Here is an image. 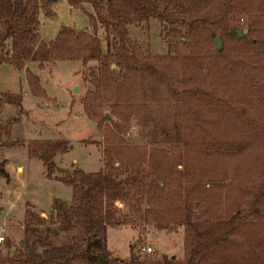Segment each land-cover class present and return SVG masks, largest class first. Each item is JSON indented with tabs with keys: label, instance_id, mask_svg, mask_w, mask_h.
Instances as JSON below:
<instances>
[{
	"label": "rangeland",
	"instance_id": "rangeland-1",
	"mask_svg": "<svg viewBox=\"0 0 264 264\" xmlns=\"http://www.w3.org/2000/svg\"><path fill=\"white\" fill-rule=\"evenodd\" d=\"M241 6L244 11L238 12ZM194 16L202 18L207 26L217 27L220 46L230 52L229 59H236V53L243 46L236 41L235 29L244 31L247 37L251 29L264 45V0H220L215 4L198 1L192 10ZM89 14L94 15L90 5L73 8L66 0L39 9L37 34L40 40L51 43L57 32L64 27L75 31L95 33L101 39L102 49L108 52V38L98 24L93 29ZM127 37L138 55L153 63L154 59L172 52L171 45L164 39L156 19L148 23H135L126 28ZM216 37V36H215ZM215 37H209L207 45L216 47ZM199 43V40H197ZM114 50L111 54L115 55ZM39 79L46 97L31 94L26 73L11 65L0 66V92L30 95L25 99L23 111L0 101V125L7 126L8 138L0 139V162L10 170L8 177H0V243L2 258L10 260L28 242L37 251L47 246L77 245L84 250L91 241V231L83 225L69 229L59 226L50 219L52 199L69 201L71 187L54 179L46 178L42 161L29 158L26 145L33 139L68 140L70 148L65 154L55 157L60 169L84 172L107 171L104 166V136L89 113L103 114L106 124L113 133L131 145H143L147 151L161 149L167 153L185 151L195 140L201 148L211 152H243L246 146H253L259 138V128L264 127V105L256 96L223 71L222 84L212 82L222 91L221 97L245 109L252 118L251 135L246 138L231 137L230 133L240 131V126L231 114L227 119L209 121L190 112L189 98L183 96L190 86L191 78L171 72L170 78L162 80L149 70L141 68L136 78L128 85L130 100L120 103L121 112L107 100L106 83L99 74L97 62L83 64L80 60L48 61L25 64ZM116 70L115 64H112ZM260 85L264 75L256 74ZM78 87L74 92L73 88ZM18 165L17 169L15 168ZM23 165V166H22ZM117 179L127 176L124 168L114 163ZM181 168V165L178 166ZM236 175L231 179L211 180L191 178L182 175L181 184L190 193L195 214L202 222L227 220L238 217L234 232L213 243L206 250L201 264H264V166L246 169L235 166ZM7 171V170H6ZM57 174V172H55ZM149 192L146 185L130 186L129 195L116 202V216L124 223L106 226L96 235L105 242L106 249L116 260L127 261L133 252L141 261L173 259L183 264L187 255L184 250V228L176 220L178 209L171 204L169 196H158ZM157 195V196H156ZM158 198V199H157ZM149 199V201H148ZM29 217L37 218L26 227ZM7 244H10L7 246ZM153 248L147 254L142 247ZM73 264H89L75 261Z\"/></svg>",
	"mask_w": 264,
	"mask_h": 264
},
{
	"label": "trees",
	"instance_id": "trees-1",
	"mask_svg": "<svg viewBox=\"0 0 264 264\" xmlns=\"http://www.w3.org/2000/svg\"><path fill=\"white\" fill-rule=\"evenodd\" d=\"M59 1L63 0H0V66L7 64L24 70L31 94L46 97L38 77L26 68L27 62L39 65L65 60H80L83 64L97 62L100 77L107 86L105 96L119 112L120 103L130 100L128 85L141 68L148 69L149 74L160 80L165 76L170 78L171 72H174L192 79L183 96L191 100L189 109L196 117L213 122L227 119L228 113L241 127L240 131L230 133L234 140L251 135L253 121L249 113L221 97V89L214 87L212 82L222 84L224 71L264 105V85H260L255 77L257 73L264 75V45L252 29L247 37H239L237 29L234 30L236 41L243 48L232 61L229 59L230 52L224 47L218 49L217 46L207 45L208 38L216 36L217 27L205 25L202 18L193 15L192 10L198 1L215 4L220 0H66L73 8H80L83 4L91 6L94 15H88L89 21L93 29L98 24L104 29L109 40L107 53L102 49L100 37L85 30L64 27L51 43L40 40L37 34L39 9ZM237 11L242 13L244 9L239 6ZM150 19H156L165 31L164 39L171 45L172 52L152 58L154 62L148 64L131 46L126 28L135 23H148ZM112 50L116 51L115 55L111 54ZM0 101L23 111L20 93L0 92ZM89 117L104 136V166L107 171L58 168L55 157L67 153L70 148L68 140L33 139L27 143L26 153L29 158L37 157L42 161L46 178L71 187L69 201L52 199L50 219L68 229L83 225L91 231V241L84 250L75 244L50 247L41 242V251L23 242L22 248L10 260L3 259L0 253V264H73L75 261H88L89 264H176L173 259L166 258L141 261L139 255L133 252L127 261L116 260L106 249L105 242L96 235L103 232L106 226L124 223L123 218L115 214V204L124 200L129 195L130 186L136 184L148 186L149 192L157 191L158 196H169L171 204L178 209L176 220L185 233L187 257L183 264H201L206 250L213 243L234 232L239 220L237 216L202 222L194 212L190 193L183 190L180 180L182 175L207 180L231 179L236 175L237 163L246 169L263 167L264 127L258 129L260 136L253 146H246L243 152L236 154L221 150L211 153L201 148L198 140L189 144L185 151L167 153L155 148L147 151L143 145L134 146L124 141L106 124L103 114L96 116L89 113ZM9 133L7 126L0 125V139L10 137ZM114 163L124 168L126 177L117 179L115 171L118 167ZM179 165L181 168H178ZM1 176L8 177L2 162ZM29 220H26V227L37 218L30 216Z\"/></svg>",
	"mask_w": 264,
	"mask_h": 264
},
{
	"label": "water",
	"instance_id": "water-1",
	"mask_svg": "<svg viewBox=\"0 0 264 264\" xmlns=\"http://www.w3.org/2000/svg\"><path fill=\"white\" fill-rule=\"evenodd\" d=\"M237 33H238L239 37H241L243 35V33H247V29H244V31H241L240 29H237ZM214 43H215V46H217L218 49H221L219 35H216V37L214 39ZM73 91L74 92L78 91V87H74Z\"/></svg>",
	"mask_w": 264,
	"mask_h": 264
},
{
	"label": "built area",
	"instance_id": "built-area-1",
	"mask_svg": "<svg viewBox=\"0 0 264 264\" xmlns=\"http://www.w3.org/2000/svg\"><path fill=\"white\" fill-rule=\"evenodd\" d=\"M4 240L3 236L1 237L0 236V243ZM142 250L147 253V254H152L153 253V248L150 247V246H145V247H142Z\"/></svg>",
	"mask_w": 264,
	"mask_h": 264
},
{
	"label": "crops",
	"instance_id": "crops-1",
	"mask_svg": "<svg viewBox=\"0 0 264 264\" xmlns=\"http://www.w3.org/2000/svg\"><path fill=\"white\" fill-rule=\"evenodd\" d=\"M30 95V93L28 92V90H26V88H25V92L23 93V97H22V103H23V105H25V99L28 97ZM23 166V165H22ZM17 167H18V165L15 167L16 169H17ZM7 169V172H9L10 173V170H8V167H6ZM11 174V173H10Z\"/></svg>",
	"mask_w": 264,
	"mask_h": 264
}]
</instances>
